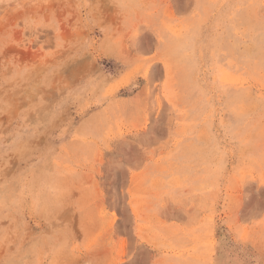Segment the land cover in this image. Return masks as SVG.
I'll return each mask as SVG.
<instances>
[{
  "label": "rangeland",
  "instance_id": "rangeland-1",
  "mask_svg": "<svg viewBox=\"0 0 264 264\" xmlns=\"http://www.w3.org/2000/svg\"><path fill=\"white\" fill-rule=\"evenodd\" d=\"M0 264H264V0H0Z\"/></svg>",
  "mask_w": 264,
  "mask_h": 264
}]
</instances>
